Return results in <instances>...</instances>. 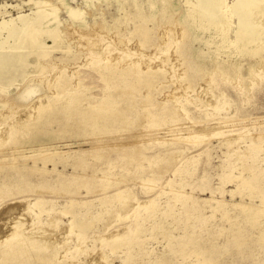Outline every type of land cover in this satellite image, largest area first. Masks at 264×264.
<instances>
[{
    "label": "rangeland",
    "instance_id": "374dc122",
    "mask_svg": "<svg viewBox=\"0 0 264 264\" xmlns=\"http://www.w3.org/2000/svg\"><path fill=\"white\" fill-rule=\"evenodd\" d=\"M193 3L0 0L38 35L0 85V251L20 225L31 264H264V33L229 45Z\"/></svg>",
    "mask_w": 264,
    "mask_h": 264
},
{
    "label": "bare ground",
    "instance_id": "6f19581e",
    "mask_svg": "<svg viewBox=\"0 0 264 264\" xmlns=\"http://www.w3.org/2000/svg\"><path fill=\"white\" fill-rule=\"evenodd\" d=\"M187 1L192 3L194 2L192 0ZM193 5L195 13L191 15V19L198 26L214 25L222 34L223 42H226L229 45L238 44L241 50L248 49V42L257 40L259 33H264V0H237L233 5H231L228 0H195ZM233 16L238 17L239 25L236 30L234 29L237 36L233 39H230L228 36V31L233 24ZM139 17L140 19L145 20L150 17V15L147 17L145 14H140ZM187 18H189V15ZM25 19L23 17L20 21H2L0 23V38L2 33H6L5 39H0V47H9L11 49L6 53L0 54L1 86L7 85L10 82V80L6 78L7 72H10L14 69L23 71L26 70V67L29 66L30 63L29 54L34 52V50H31L30 47L36 45L38 41V35L35 32V29L31 24L27 23ZM144 23L145 21L142 24L144 25ZM138 29L141 36H144L145 38L148 37L150 27L143 26L139 27ZM58 33L59 32L57 29L53 30L52 32L54 36H58ZM40 46L42 48L45 47L44 44H41ZM27 48H29V50L25 51L24 49ZM16 50H18V52ZM39 55L46 56L48 55V51L42 49L40 50ZM39 67L43 68L45 67V64L39 61ZM28 85V88L25 90L27 95L34 94V92L38 90V86L35 84V81H29ZM7 103L8 101L6 100L5 104ZM82 116L84 119L87 118L86 114ZM112 117L117 118L119 121L125 120L127 118V116H125V118L123 115L118 114L113 115ZM103 127L104 125L98 124L96 128H100L99 130L103 131ZM47 151L43 149L42 153ZM63 157L64 156L60 154L58 159H56L53 154H49L44 159V162L46 164L47 162L52 161L56 165L57 162ZM30 167L32 168V171L41 170L46 172V168L42 169L35 165ZM30 167H27V169ZM16 169L21 170L22 168L18 166ZM7 179L8 177L5 178L0 176V184H7ZM119 192L121 193L122 191ZM39 201L41 200L38 199V202ZM28 233L29 232L26 233V231H21L20 225H16L13 228L12 233L5 236L4 241L7 242L0 251V264H31L29 260L32 254L31 250H33L35 247L43 248L47 246L46 244L48 242L42 243V241L33 239V237L28 236ZM41 255L43 254H38V257ZM39 258L46 264L58 263L55 254Z\"/></svg>",
    "mask_w": 264,
    "mask_h": 264
}]
</instances>
